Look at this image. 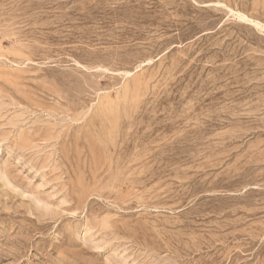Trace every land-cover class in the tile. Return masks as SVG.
Here are the masks:
<instances>
[{
    "label": "rangeland",
    "instance_id": "374dc122",
    "mask_svg": "<svg viewBox=\"0 0 264 264\" xmlns=\"http://www.w3.org/2000/svg\"><path fill=\"white\" fill-rule=\"evenodd\" d=\"M0 264H264V0H0Z\"/></svg>",
    "mask_w": 264,
    "mask_h": 264
}]
</instances>
